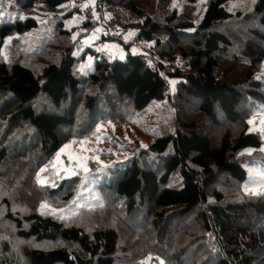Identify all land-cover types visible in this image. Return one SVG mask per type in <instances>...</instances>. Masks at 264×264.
Segmentation results:
<instances>
[{
  "label": "trees",
  "instance_id": "1",
  "mask_svg": "<svg viewBox=\"0 0 264 264\" xmlns=\"http://www.w3.org/2000/svg\"><path fill=\"white\" fill-rule=\"evenodd\" d=\"M41 1L59 7L73 0H0V209H6L0 220L5 226L0 227V264H137L147 253L166 264H264V191L242 189L248 177L244 159L264 164V140L250 129V119L264 113V79L256 76L264 62V0H246L235 11L226 6L229 0H210L197 24L184 11L155 19L139 5L149 0H122L144 17L138 34L155 41V50L130 52L127 60L112 62L99 59L91 46L74 55L83 44L64 28L72 10L56 22L59 35L44 46L48 62L39 71L19 59L3 60L8 37L39 29L25 13ZM106 1L116 5L118 0ZM6 12L14 18L7 19ZM88 55L95 65L87 74L80 63ZM177 55L193 72L166 68ZM238 56L251 61L248 80L218 81L223 60ZM169 79L178 80L175 92H169ZM187 97L196 103L197 118L183 115ZM40 98L52 108L40 110ZM157 102L164 103L163 112L173 113L168 130L148 151L134 152L88 177L106 202L90 212L85 224H66L38 212L44 200L71 201L86 183L81 175L54 186L36 181L38 171L75 138L79 114L88 117L87 131L78 135L83 136L102 120L125 121ZM246 149L254 152L240 157ZM170 155L178 159L175 169L166 166ZM15 185L18 193L10 195ZM13 203L25 214L14 211ZM129 218L136 221L129 225ZM4 232L18 240L65 246L29 247L17 255L12 238L2 239Z\"/></svg>",
  "mask_w": 264,
  "mask_h": 264
},
{
  "label": "rangeland",
  "instance_id": "2",
  "mask_svg": "<svg viewBox=\"0 0 264 264\" xmlns=\"http://www.w3.org/2000/svg\"><path fill=\"white\" fill-rule=\"evenodd\" d=\"M75 1L76 0L67 2L59 7H51L42 1L36 3L33 8L26 11L25 15L35 18L40 24L39 29L33 30L24 35L16 34L8 37L1 52L2 59L11 63L19 59L20 62L29 65L32 68H37V71H39V69L48 62L44 56L46 55L43 52L45 50H43L44 46H50V41L52 42V40L59 35L56 30V22L72 10L74 11L73 17L64 20V28L71 31L72 40L76 43L79 42L83 44V46H78L76 48L74 51L75 56H79L86 46H91L98 51L100 54L99 59L105 58L110 62L115 59L127 60L130 52L132 54H138L155 50V41H144L140 36L143 46H130L128 49L127 47H122V45H120L108 33L106 27L94 30L91 29L90 26L86 28L84 24L88 20L83 10L85 4L79 1L80 3L75 6ZM120 1L122 0H118L116 5H110L105 0V12L115 11L123 17L127 36L138 34V30L140 29L144 17L142 18L136 15L130 8L119 3ZM209 1L210 0H196L195 2H192L189 0H170L169 2H165L161 0H149L141 2L139 5L142 7L146 16L154 17L155 19H162L164 16L169 15L171 11L177 9L180 12L184 11L187 13L189 18H192L194 23L197 24L201 20ZM245 1L246 0H229L226 6L231 11H235ZM87 4L95 7L96 0H87ZM187 4L190 6H186ZM97 14H99V12H97ZM3 15L7 16V19L9 20L14 18V15H11V13L9 14L6 12L3 13ZM102 32L106 35L102 34V36L100 34ZM188 42L190 43L191 41ZM152 53L155 54L154 52ZM176 58V62L173 64H166V68H179L183 72H193L188 63L178 60V58H180L179 55H177ZM94 65L95 57L88 55L86 59L80 63V70L81 72L88 74L92 72ZM250 67V59L245 58L244 56L224 59L216 73V78L220 82L244 83L248 80L247 71ZM256 76L260 79H264V62L261 68L257 71ZM177 83V79L168 80L169 92L176 91ZM187 98L190 99L191 105L188 104V100V103H184L181 106V108H184L183 115L189 118L190 116L197 118L198 111L192 109V106L195 107L196 103L191 98ZM109 103L113 107L116 106V103L112 100H109ZM36 106L40 110H49L52 108L44 98H40L38 102H36ZM181 108L178 111L180 114H182ZM163 109L164 103L157 102L143 115H135L125 121L102 120L99 122L93 133L78 136L80 131H87L85 125L88 117L83 116V113L80 111L81 114H79L78 123L76 128H74V134L76 135L75 138H72L69 142L63 145L53 159L38 171L36 181L38 185L54 186L58 181L64 178L81 175L84 177L86 183L71 201H62L61 199L55 200L53 198L47 199L42 202L38 208V212L43 215H51L66 224L72 222L77 224L81 223V225L85 224V218L90 216V212L93 215L95 210L102 207L106 202V195L99 192L95 188L94 183H87L88 177L92 174L104 173L109 164L115 163L122 158H127L134 152H139L141 150L148 151L150 145L153 144L157 137L166 133L165 131L168 130L166 125L172 119L173 113L170 111L168 114V111L163 112ZM190 110L193 113L192 115L189 114ZM177 116L179 115L177 114ZM250 126V129L259 132L264 140V113L257 112L250 119ZM262 150L264 151V146ZM253 152L254 149H246L241 152L239 156L245 157V155H251ZM166 160V166L170 169H175L178 166V159L174 156L170 155ZM244 166L247 168L248 177L242 185L243 191L253 194L263 192L264 164L260 161L256 163L255 161L244 159ZM85 168L87 171H85ZM96 179L97 178H93L94 181ZM15 187L16 185L13 187L10 195H12L14 191L18 193ZM1 201L2 195H0V202ZM12 208L14 211H22L23 214L27 211L17 203H13ZM5 212L6 209L4 206L0 209V220H2L1 215H4ZM138 216L137 221L140 220L139 223H142ZM135 221V218H129V220L125 222L131 225ZM1 223L2 222L0 221V227H5ZM13 229L11 227V230ZM86 230L88 231L89 228H86ZM1 237L2 239L12 238V249L17 255H21V252L29 247L50 249L65 246V243L61 241L46 242L35 239L29 241L18 240L15 239L14 234H11L10 232H4L1 234ZM2 252V247L0 246V256ZM10 256L12 259L13 255L11 254ZM16 258L18 260L17 256ZM137 264L166 263L159 256L147 253L139 258Z\"/></svg>",
  "mask_w": 264,
  "mask_h": 264
},
{
  "label": "built area",
  "instance_id": "3",
  "mask_svg": "<svg viewBox=\"0 0 264 264\" xmlns=\"http://www.w3.org/2000/svg\"><path fill=\"white\" fill-rule=\"evenodd\" d=\"M83 2L86 6L83 7L84 13L87 20L89 21V26L91 29H100L101 27H106L108 33L119 43L124 46L140 47L143 46L142 39L138 34H131L127 36L126 28L124 25L123 17L115 12H105V0H96L95 7L87 4V0H76L75 6L80 2ZM95 11L99 12V16H96Z\"/></svg>",
  "mask_w": 264,
  "mask_h": 264
},
{
  "label": "clouds",
  "instance_id": "4",
  "mask_svg": "<svg viewBox=\"0 0 264 264\" xmlns=\"http://www.w3.org/2000/svg\"><path fill=\"white\" fill-rule=\"evenodd\" d=\"M96 14V16H99V14H97V12L95 13ZM121 45V44H120ZM122 46H124L123 44H122ZM124 47H127V46H124Z\"/></svg>",
  "mask_w": 264,
  "mask_h": 264
},
{
  "label": "snow or ice",
  "instance_id": "5",
  "mask_svg": "<svg viewBox=\"0 0 264 264\" xmlns=\"http://www.w3.org/2000/svg\"><path fill=\"white\" fill-rule=\"evenodd\" d=\"M86 6V5H85ZM85 171H87V169L85 168ZM257 194H259V193H257ZM149 259H151V258H149Z\"/></svg>",
  "mask_w": 264,
  "mask_h": 264
},
{
  "label": "crops",
  "instance_id": "6",
  "mask_svg": "<svg viewBox=\"0 0 264 264\" xmlns=\"http://www.w3.org/2000/svg\"><path fill=\"white\" fill-rule=\"evenodd\" d=\"M104 32H102V33H100L101 35L103 34ZM103 36V35H102ZM122 47H124V46H122Z\"/></svg>",
  "mask_w": 264,
  "mask_h": 264
}]
</instances>
